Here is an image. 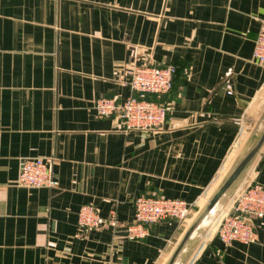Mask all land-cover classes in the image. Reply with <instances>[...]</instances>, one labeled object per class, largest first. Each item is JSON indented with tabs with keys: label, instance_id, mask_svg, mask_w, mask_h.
Instances as JSON below:
<instances>
[{
	"label": "crops",
	"instance_id": "0c3cea01",
	"mask_svg": "<svg viewBox=\"0 0 264 264\" xmlns=\"http://www.w3.org/2000/svg\"><path fill=\"white\" fill-rule=\"evenodd\" d=\"M263 21L264 0H0V264H166L254 126ZM142 64L176 68L150 96L168 107L162 129L99 118L98 100L136 95L127 70ZM37 157L54 159L57 188L16 185ZM252 179L264 186V149L242 186ZM141 195L184 199L194 216L128 239ZM89 203L121 225L81 228ZM250 221L252 243L211 228L187 264H264V218Z\"/></svg>",
	"mask_w": 264,
	"mask_h": 264
},
{
	"label": "built area",
	"instance_id": "2783aa9c",
	"mask_svg": "<svg viewBox=\"0 0 264 264\" xmlns=\"http://www.w3.org/2000/svg\"><path fill=\"white\" fill-rule=\"evenodd\" d=\"M254 58L264 65V21L255 41ZM175 73L174 66H133L127 70V76L128 84L136 95L129 97L122 104H118L114 99L98 100L95 104L97 116L109 117L119 112L127 129L161 130L166 121L168 107L165 103L149 97L160 98L168 94L174 86ZM226 89L229 94L234 93L232 84L228 83ZM54 163L52 157L24 159L16 185L29 189L57 188L59 182ZM134 207L135 219L133 223L125 226L126 237L131 240L144 238L147 235V227L161 221L176 220L180 224L188 222L194 214L196 204L179 198L141 195L136 198ZM228 208L227 212L220 215L212 232L226 245L233 242L252 243L255 235L250 220L264 218V186L255 179L249 180L238 190L233 204H229ZM78 224L81 228L89 230L106 225L115 228L121 225L114 214L109 218L102 217L92 203L82 206L78 213Z\"/></svg>",
	"mask_w": 264,
	"mask_h": 264
},
{
	"label": "water",
	"instance_id": "95a60500",
	"mask_svg": "<svg viewBox=\"0 0 264 264\" xmlns=\"http://www.w3.org/2000/svg\"><path fill=\"white\" fill-rule=\"evenodd\" d=\"M264 149V112L220 183L200 208L166 264H187L234 198Z\"/></svg>",
	"mask_w": 264,
	"mask_h": 264
},
{
	"label": "rangeland",
	"instance_id": "374dc122",
	"mask_svg": "<svg viewBox=\"0 0 264 264\" xmlns=\"http://www.w3.org/2000/svg\"><path fill=\"white\" fill-rule=\"evenodd\" d=\"M263 112H264V94H263L260 98H258V99L255 101V109H254V113H253V116L249 119L250 123H253V125H254L253 128H252V130L254 129L255 125L257 124V122H258V120L260 119V117H261V115L263 114ZM252 130H251V132H252ZM251 132H249V134L245 132V136L242 134V138H246V139L244 140V142L242 143V145L239 147V149H238V153H239V152L241 151V149L243 148V146H244V144H245L247 138H249ZM238 153H237V155H238ZM237 155H236V157H237ZM236 157H235V158H236ZM231 201H232V202H231ZM231 201H230L229 204H233V199H232ZM229 204H228V206H229ZM228 206H227V207H228ZM227 207H226L225 210L222 212V214H223L224 212H227L231 206H230L228 209H227ZM193 216H194V215H193ZM193 216H192V217H193ZM192 217H191V218H192ZM216 222H217V221H216ZM215 224H216V223H215ZM215 224H214V225H215ZM214 228H215V226L212 227L211 231H212V230H215Z\"/></svg>",
	"mask_w": 264,
	"mask_h": 264
},
{
	"label": "trees",
	"instance_id": "16d2710c",
	"mask_svg": "<svg viewBox=\"0 0 264 264\" xmlns=\"http://www.w3.org/2000/svg\"><path fill=\"white\" fill-rule=\"evenodd\" d=\"M151 99V97H149Z\"/></svg>",
	"mask_w": 264,
	"mask_h": 264
}]
</instances>
